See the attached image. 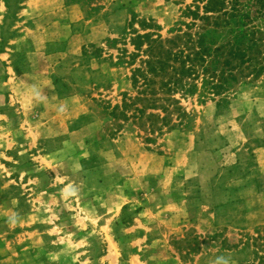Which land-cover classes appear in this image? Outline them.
Masks as SVG:
<instances>
[{"label":"rangeland","instance_id":"374dc122","mask_svg":"<svg viewBox=\"0 0 264 264\" xmlns=\"http://www.w3.org/2000/svg\"><path fill=\"white\" fill-rule=\"evenodd\" d=\"M183 2L0 0V264H264V75L130 104L121 33Z\"/></svg>","mask_w":264,"mask_h":264},{"label":"trees","instance_id":"16d2710c","mask_svg":"<svg viewBox=\"0 0 264 264\" xmlns=\"http://www.w3.org/2000/svg\"><path fill=\"white\" fill-rule=\"evenodd\" d=\"M180 12L167 37L159 33L160 25L151 19L136 20L135 14L128 23L131 31L124 29L119 37L125 41L128 36L133 51L119 49L118 64L132 67L140 62L132 69L131 81L136 86L141 80L142 87L130 104L139 101L142 105L135 110L141 113L183 111L176 95L228 103L238 85L252 84L264 75V0H191ZM119 39L110 42L115 46ZM127 106L124 99L123 118ZM118 109L114 106L112 111Z\"/></svg>","mask_w":264,"mask_h":264}]
</instances>
